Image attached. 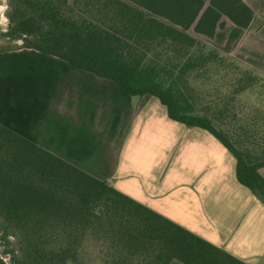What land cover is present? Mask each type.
<instances>
[{
	"label": "trees",
	"instance_id": "1",
	"mask_svg": "<svg viewBox=\"0 0 264 264\" xmlns=\"http://www.w3.org/2000/svg\"><path fill=\"white\" fill-rule=\"evenodd\" d=\"M252 14L243 0H7L2 35L156 96L220 141L264 202V141L235 112L241 94L264 99V74L206 41ZM0 233V264H247L1 123Z\"/></svg>",
	"mask_w": 264,
	"mask_h": 264
},
{
	"label": "crops",
	"instance_id": "2",
	"mask_svg": "<svg viewBox=\"0 0 264 264\" xmlns=\"http://www.w3.org/2000/svg\"><path fill=\"white\" fill-rule=\"evenodd\" d=\"M243 1L253 12L249 25L226 21L206 41L264 74V0ZM24 49L35 53L42 86L0 84L1 124L243 262L264 264V202L237 180L236 160L220 141L169 118L156 96H131ZM259 172L264 177V166Z\"/></svg>",
	"mask_w": 264,
	"mask_h": 264
},
{
	"label": "rangeland",
	"instance_id": "3",
	"mask_svg": "<svg viewBox=\"0 0 264 264\" xmlns=\"http://www.w3.org/2000/svg\"><path fill=\"white\" fill-rule=\"evenodd\" d=\"M0 6L6 8L3 13H0V49L4 50L0 51V84L7 90H14L16 84H22L24 90L42 86L40 82H36L35 68L32 69L31 66L32 63L37 62L32 58L35 53L21 48V41H13L2 35L8 24L7 0H0ZM238 99L240 105L235 107V112L242 119L247 114L249 120H253V125L251 124L249 127L252 128L254 134L250 140L254 145H257L258 142L264 141V99L252 92L241 94ZM236 125L238 126V124ZM4 250L5 243L0 233V254L2 256H5ZM5 258L7 257L5 256ZM178 264L183 263L179 262Z\"/></svg>",
	"mask_w": 264,
	"mask_h": 264
},
{
	"label": "clouds",
	"instance_id": "4",
	"mask_svg": "<svg viewBox=\"0 0 264 264\" xmlns=\"http://www.w3.org/2000/svg\"><path fill=\"white\" fill-rule=\"evenodd\" d=\"M6 10L4 6H0V13H3Z\"/></svg>",
	"mask_w": 264,
	"mask_h": 264
}]
</instances>
